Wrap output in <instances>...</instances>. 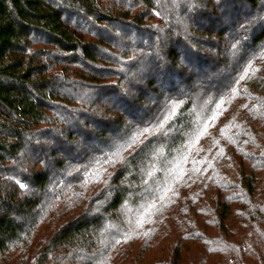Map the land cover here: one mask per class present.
I'll return each mask as SVG.
<instances>
[{
  "label": "trees",
  "instance_id": "1",
  "mask_svg": "<svg viewBox=\"0 0 264 264\" xmlns=\"http://www.w3.org/2000/svg\"><path fill=\"white\" fill-rule=\"evenodd\" d=\"M136 245L264 264V0H0V264Z\"/></svg>",
  "mask_w": 264,
  "mask_h": 264
},
{
  "label": "rangeland",
  "instance_id": "2",
  "mask_svg": "<svg viewBox=\"0 0 264 264\" xmlns=\"http://www.w3.org/2000/svg\"><path fill=\"white\" fill-rule=\"evenodd\" d=\"M210 132L209 127L206 128L205 132L203 131L201 133V136L199 138V143L204 144L207 141V136ZM176 187L178 189L179 194V208L176 211V216H180V206L185 204L189 205V202H193L197 199V196H203L207 194L208 196L212 195V191H210L209 188L206 190H203L199 184L196 182H182L181 180L176 181ZM203 191V192H202ZM140 209V208H139ZM137 209L136 215L132 213V216H138L140 210ZM131 213L129 212V215ZM139 254V245L134 246L133 248L127 250L125 252L119 253V255H115L116 257H112L110 259V264H139V257L137 256ZM131 258H134L136 260H130Z\"/></svg>",
  "mask_w": 264,
  "mask_h": 264
},
{
  "label": "snow or ice",
  "instance_id": "3",
  "mask_svg": "<svg viewBox=\"0 0 264 264\" xmlns=\"http://www.w3.org/2000/svg\"><path fill=\"white\" fill-rule=\"evenodd\" d=\"M149 130L148 129H145L144 132H148ZM141 135H143V133H141Z\"/></svg>",
  "mask_w": 264,
  "mask_h": 264
}]
</instances>
